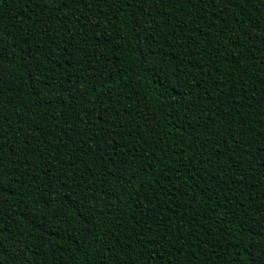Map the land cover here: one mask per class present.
<instances>
[{
	"label": "trees",
	"instance_id": "1",
	"mask_svg": "<svg viewBox=\"0 0 264 264\" xmlns=\"http://www.w3.org/2000/svg\"><path fill=\"white\" fill-rule=\"evenodd\" d=\"M57 3L0 0L6 248L26 264H264V2Z\"/></svg>",
	"mask_w": 264,
	"mask_h": 264
},
{
	"label": "snow or ice",
	"instance_id": "2",
	"mask_svg": "<svg viewBox=\"0 0 264 264\" xmlns=\"http://www.w3.org/2000/svg\"><path fill=\"white\" fill-rule=\"evenodd\" d=\"M53 2L57 4V10L59 11L60 10L59 3H57V0H53ZM61 2L64 3V6H67V0H61ZM73 2L80 3L82 2V0H73ZM186 2L193 3V4H201L204 6L205 11H207L209 7H214L217 4V0H186ZM225 2L226 0H220L221 4ZM245 2L246 0H238V3L240 4H244ZM262 2H264V0H262ZM204 18L207 19V15ZM236 23H240V21H236ZM214 27H215L214 24L210 25V29ZM233 27L234 25L229 26V24L227 23L225 24V31L229 34V36L231 35ZM225 38H228V37H225ZM3 55H4V51L3 49H0V57H2ZM36 71L39 72L38 65L36 66ZM3 75H4L3 73H0V79H3ZM65 91L70 94V98H72L75 95V93L72 92L71 85L65 88ZM57 100L58 98H51L49 102L55 103L57 102ZM2 132H3V125L0 124V133ZM0 187H3V185H0ZM60 195L62 194L50 196L49 199L46 201V204L48 205L49 210L54 214H58L59 209L56 207H53L52 205L56 203ZM138 200H139V196L136 197V200L130 202L129 207H131L132 203H136ZM237 211H239V209H237ZM262 251H264V249H262ZM5 252L7 253V255H5ZM23 252H24V249L18 248V247L13 248L11 247V245L7 246L6 248L3 239H0V264H26V262L23 259ZM251 264H256V262L252 261Z\"/></svg>",
	"mask_w": 264,
	"mask_h": 264
}]
</instances>
